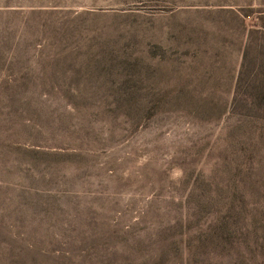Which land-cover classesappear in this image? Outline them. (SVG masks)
Here are the masks:
<instances>
[{"label": "rangeland", "instance_id": "rangeland-1", "mask_svg": "<svg viewBox=\"0 0 264 264\" xmlns=\"http://www.w3.org/2000/svg\"><path fill=\"white\" fill-rule=\"evenodd\" d=\"M0 264H264V0H0Z\"/></svg>", "mask_w": 264, "mask_h": 264}]
</instances>
